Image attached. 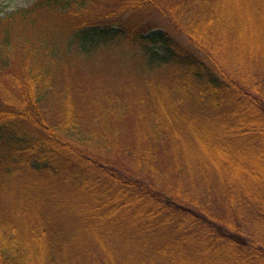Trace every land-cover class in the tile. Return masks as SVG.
Listing matches in <instances>:
<instances>
[{
    "label": "trees",
    "instance_id": "1",
    "mask_svg": "<svg viewBox=\"0 0 264 264\" xmlns=\"http://www.w3.org/2000/svg\"><path fill=\"white\" fill-rule=\"evenodd\" d=\"M0 264H264V0L0 17Z\"/></svg>",
    "mask_w": 264,
    "mask_h": 264
},
{
    "label": "rangeland",
    "instance_id": "2",
    "mask_svg": "<svg viewBox=\"0 0 264 264\" xmlns=\"http://www.w3.org/2000/svg\"><path fill=\"white\" fill-rule=\"evenodd\" d=\"M36 0H0V17H4L20 8H25Z\"/></svg>",
    "mask_w": 264,
    "mask_h": 264
}]
</instances>
